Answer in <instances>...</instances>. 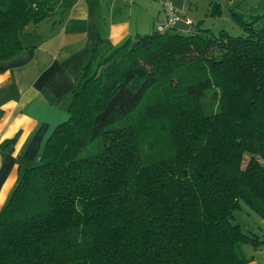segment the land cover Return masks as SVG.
I'll use <instances>...</instances> for the list:
<instances>
[{
    "label": "trees",
    "instance_id": "trees-1",
    "mask_svg": "<svg viewBox=\"0 0 264 264\" xmlns=\"http://www.w3.org/2000/svg\"><path fill=\"white\" fill-rule=\"evenodd\" d=\"M55 1L0 0V60ZM229 11L242 35L95 42L67 120L0 208V264H245L241 242L264 246L234 212L264 218V14Z\"/></svg>",
    "mask_w": 264,
    "mask_h": 264
},
{
    "label": "crops",
    "instance_id": "crops-1",
    "mask_svg": "<svg viewBox=\"0 0 264 264\" xmlns=\"http://www.w3.org/2000/svg\"><path fill=\"white\" fill-rule=\"evenodd\" d=\"M195 1L174 0L184 8V17L193 20L187 25L180 19L177 30L206 27L212 32L207 23L218 22L233 0H205L202 17L196 15ZM160 2L56 0L48 18L24 28L20 37L28 48L0 60V208L21 173L39 161L54 127L67 120L73 85L95 42L100 41L103 54L129 36L152 31ZM214 4L220 6L218 15H210ZM232 23V29L239 27Z\"/></svg>",
    "mask_w": 264,
    "mask_h": 264
},
{
    "label": "rangeland",
    "instance_id": "rangeland-1",
    "mask_svg": "<svg viewBox=\"0 0 264 264\" xmlns=\"http://www.w3.org/2000/svg\"><path fill=\"white\" fill-rule=\"evenodd\" d=\"M160 2L161 0H155ZM164 1V0H162ZM172 3L177 6V8L184 9L180 7L181 4L176 5L174 0H171ZM205 0H196V15L201 17L205 14L207 9L205 5ZM264 0H233L230 5L231 7L243 16H247L249 12L252 13H262L264 11ZM229 5V6H230ZM182 6V5H181ZM187 9V8H185ZM227 8H225L224 13L218 19V22L210 21L207 23L212 32L218 34L219 28H223L230 35H242L243 32L239 27L232 29V26L235 25L232 23L233 19L230 17V13ZM200 18V17H199ZM214 20V19H213ZM181 24V23H179ZM219 26L217 27V25ZM217 27V28H215ZM97 145H94L90 151H94ZM247 155L244 156L242 165L244 166L247 162ZM235 212V222L241 226L242 230L253 237L256 235L258 237L264 238V218H262L257 212L243 201H239V206L234 210ZM241 249L244 252L245 256L248 258V261L245 264H262L264 262V246H256L250 240L241 242Z\"/></svg>",
    "mask_w": 264,
    "mask_h": 264
},
{
    "label": "built area",
    "instance_id": "built-area-1",
    "mask_svg": "<svg viewBox=\"0 0 264 264\" xmlns=\"http://www.w3.org/2000/svg\"><path fill=\"white\" fill-rule=\"evenodd\" d=\"M160 8L159 17L155 20L153 26V29L159 33L174 28L180 19H183L187 25H192L193 23V20L184 17V10L177 8L171 0H161Z\"/></svg>",
    "mask_w": 264,
    "mask_h": 264
}]
</instances>
